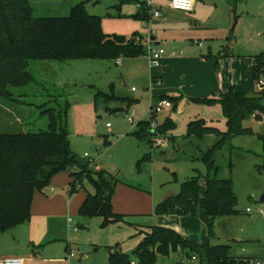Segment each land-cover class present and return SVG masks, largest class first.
<instances>
[{"label": "rangeland", "instance_id": "1", "mask_svg": "<svg viewBox=\"0 0 264 264\" xmlns=\"http://www.w3.org/2000/svg\"><path fill=\"white\" fill-rule=\"evenodd\" d=\"M82 1L30 0V4L34 18H65ZM203 1V9L189 17L196 18L198 22L208 20L213 27L204 30V26H200L202 30L197 31L202 33L201 36L186 40L185 45L192 44L195 47L192 53L196 55L200 49L196 43L199 42L205 45L202 49L204 54L211 50L221 57H205L208 61L214 60L215 67L218 66L216 69L213 67L216 94L241 93L245 88L249 92L246 95L253 96L261 89L259 83L254 84V65L250 79L239 68L233 69L232 73L230 71L228 76L226 72L221 73V79L217 73L222 69L220 62L226 54L222 47L230 44L232 28L233 45L230 50L237 54L238 59L254 61L255 57L264 54V0H246V4L239 3L233 11L229 9L227 0ZM85 8L91 16L101 18L106 34L122 35L128 39L136 34L142 36L147 54L137 58L120 57L122 65H117V60L32 62L30 72L36 81L23 88H11L13 100L0 96V134L48 131L49 113L46 111L54 110L58 122L61 120L60 111H63L62 120L69 132L71 150L82 164L88 162L93 172L104 170L119 181L112 200L117 220L108 221L101 216L81 218L79 210L88 195L95 193L94 185L85 179L76 182L75 174L82 173L78 167L61 172L53 177L47 189L34 194L33 204H41L51 201L55 196L50 197L51 193H61L57 185L68 190L57 200H52L55 213L49 216L32 213V225L28 226L33 228L32 237L38 238L40 228L48 225L55 239H52L53 243L30 249L32 259L27 264H34L35 259L42 260L44 264H108L113 250L127 254L132 264H142L134 253L152 237L154 228L174 231L183 240L201 246L209 234L200 218L169 219L157 215L156 207L177 196L182 184L198 173L207 175L203 155L221 138L217 134L200 138L189 136L188 126L200 119L208 127L227 132L222 107L220 104L204 105L197 102V98L183 96L180 87L184 86L185 91L192 88L189 87L190 79H180L179 88H176L179 91L161 96L154 93V96H159L158 100L163 97L177 99L176 107L155 115L157 128L152 130L154 134L148 137L137 134L140 122L151 121L150 108L155 102L152 99V78L158 83L161 79L149 77V65L154 67L155 73L160 68L152 64L148 51L159 47L154 42L148 44L149 30L145 29L142 19L136 18L139 11L137 0L88 1ZM168 20L172 28L188 29L191 26L186 16L167 15L153 21L152 30ZM21 28L19 24H0V29H5L0 37L8 45V32L14 30L16 41H20ZM164 29L161 27V31ZM155 35L159 37L157 33ZM221 49L224 50L222 55ZM223 79L226 90L218 88ZM99 92L111 98H103ZM127 100L137 101L130 105ZM133 112L134 122L131 123L129 117ZM167 122L173 123L175 129L165 133L159 131L158 126L162 127ZM243 127L254 134L235 137L216 155L218 178L232 180L239 210L237 216L217 220L216 234L219 242L232 245L230 254L233 257L247 261L244 264H253V261L264 264V118L253 116L243 123ZM106 138H109L111 146L105 145ZM5 160L9 161V157ZM65 178L70 180L67 186L63 182ZM74 184L76 191L71 193ZM248 208L251 213H247ZM5 235L0 234V238L8 237ZM151 251L156 254L154 264H199L178 245L155 244L151 245ZM250 259L253 260L248 262Z\"/></svg>", "mask_w": 264, "mask_h": 264}, {"label": "trees", "instance_id": "2", "mask_svg": "<svg viewBox=\"0 0 264 264\" xmlns=\"http://www.w3.org/2000/svg\"><path fill=\"white\" fill-rule=\"evenodd\" d=\"M83 0L71 9L65 18H34L30 0H0V24L11 23L22 26L20 41H16V31L10 30L8 45L0 37V96L13 100L11 88H23L36 81L30 72V65L35 61H69V60H118L120 57L137 58L147 54L143 37L136 34L128 39L122 35H109L102 29L101 18L91 16ZM130 2L131 0H122ZM245 0H231L236 8ZM139 8L136 18L151 22L153 8L146 1L137 0ZM27 28V29H26ZM5 29H0V33ZM234 30V28H233ZM232 30V32H233ZM140 38V39H139ZM232 39V36H231ZM264 54L254 58V84L261 89L253 96L233 91L224 92L216 99H202L197 102L212 106L220 104L227 121L228 131L206 126L204 120L189 124L188 135L202 137L209 134L220 136V142L203 155L207 175L197 176L184 182L180 193L168 198L156 207L159 216L198 217L208 229L209 238L201 246L182 239L171 230L154 228L152 237L147 239L134 253L142 264H154L155 252L151 245H178L187 256L195 257L199 264H244V259L230 254L231 245L217 241L216 221L219 218L239 215L238 200L235 196L231 179H219V167L216 155L235 137L251 136L254 133L243 127V123L255 116L264 118ZM99 96L110 99L105 93ZM116 99V97H113ZM160 100H168L163 97ZM130 104L134 100H127ZM172 104L177 99H170ZM176 101V102H175ZM174 107V105H173ZM49 113L48 131L38 133L0 134V233L8 232L30 221L34 194L43 192L51 184L53 177L61 172L78 167L82 173L75 174L76 182L89 180L93 183L95 193L89 194L82 204L79 215L90 219L105 217L108 221L117 220L113 213L112 200L118 179L104 170L93 172L90 164H82L79 157L71 150L67 126L62 120ZM67 115V112H66ZM151 121H142L137 134L151 136ZM175 129L173 123L158 126L163 133ZM152 143V141H151ZM105 145L111 146L109 138ZM9 157V161L5 160ZM22 157V160H19ZM140 166V163H139ZM138 166V167H139ZM84 174V177L82 175ZM83 180V181H81ZM76 191L75 184L71 193ZM252 260H248L251 262ZM108 264H132L127 254L113 250L109 254ZM253 264L255 262L253 261Z\"/></svg>", "mask_w": 264, "mask_h": 264}, {"label": "crops", "instance_id": "3", "mask_svg": "<svg viewBox=\"0 0 264 264\" xmlns=\"http://www.w3.org/2000/svg\"><path fill=\"white\" fill-rule=\"evenodd\" d=\"M203 2H204L203 0H202V3L201 1L196 0L194 11L191 13H185V12L176 11V10L171 9L169 5L170 0H151V6L153 10L161 11V17L158 19H161L163 16H167V15L171 17L172 16L174 17L186 16L191 22V26L188 29L178 28V27L172 28L171 27L172 23L169 20L165 22L162 26L157 24L155 26L156 30L153 29L154 45L161 47L165 50V54L160 59L159 65L156 66L160 68V71L158 70L155 73V69L152 65H149V67L147 68L148 69L147 71H149V77L152 75L153 77H157L158 79L159 78L161 79L158 83L157 81H154L156 79L152 78L153 79L152 99L155 102L158 101L157 97L159 96H154V93H156V95L161 96L165 94L170 95L172 92L179 91L176 88H179L178 84H179L180 79H183V80L190 79L189 87L192 89L185 91L186 88L184 86L180 87L182 88L181 90L182 95L187 98H197V100L216 99L222 94L221 92L219 94L215 93V83H214L215 75H214L213 67L214 69H216L218 66L215 67L214 60L208 61V58L207 59L205 58V57H209V59L212 57L215 58L216 54H213L211 50L209 51L208 54H204L202 49L204 48L205 45L197 42L196 45H198V48L200 49L195 55L194 53H192L193 50H195V47L190 43L185 45V43H187L186 40H189V39L193 40V37L198 38L201 36L202 33H200V31H197V30H202V28L204 30H209L213 27L211 22H208V20L198 22L196 18L189 17V15H197L203 9V5H204ZM246 2L247 1L245 0L244 2H241V3L246 4ZM227 3L229 6V9H231L232 11L236 10L237 7L234 8V6L231 4V0H227ZM137 8H138V5H137ZM158 19H155L153 21H156ZM200 26H204V27L201 28ZM161 27H164L165 29L161 31ZM231 32H230V37L232 36ZM155 33H157L159 37H157ZM230 37L229 39H231ZM232 41L233 40L231 39L229 45L222 47L226 51V54L224 55L225 59L224 60L222 59L223 61L221 60L222 63L220 62L222 69L220 72L217 73L218 79L222 78L221 73L226 72V75L228 76L229 72L231 71L232 73L233 69L235 68H239L240 71H242L246 75V77L250 79L251 69L254 65V61L252 59H238L237 58L238 56H236L237 54H233V52L230 50V47H232L233 45L231 43ZM224 50L221 49L220 50L221 53L220 52L219 53L222 55ZM216 57L221 58L218 55ZM218 64L219 62L217 61V65ZM146 74H148V72ZM222 81H223L222 85H219L218 88H221L222 90L224 89L226 90L224 79ZM228 81L229 80H227L226 83ZM236 85L238 89L239 81ZM242 89L243 90H241V93H244V94L249 93L247 89L245 88H242ZM136 101L137 100H135V102ZM173 105L176 107V103ZM69 181H70L69 179L65 178L63 182L67 186L69 184ZM54 186H56L55 183H54ZM57 186H58V189H61V193L58 192L57 195H56V192L51 193L52 195L49 194L50 197L54 195L55 196L50 199L51 201H47L46 203H41V204L32 203L31 213H33L34 215L38 213H42L44 214V216H49L51 215V213H55V211H53L54 207H53L52 202L57 200L59 197H61V194L68 192L66 188H63L60 185H57ZM163 217L169 218V219L175 218V217L182 218V220L185 219V217H179V216H163ZM31 225L32 223L31 221H29L8 232L0 233L2 235L6 234L5 236H8V237L0 238V260L6 259V258H12V257H19V258L25 259L26 264H27V262H29L30 259H32L29 256L31 253L30 249H34L40 245L43 246L44 244H47V243L49 244L53 243L52 241L54 240L52 239H55V234H53L51 230L49 229V227H47L48 225L45 226L44 228H40L39 230L40 236L38 238L32 237L31 230H33V228L28 227ZM216 242L221 243V244L231 245L229 242L227 243L219 242L218 239ZM27 256L29 257L26 258ZM257 262H260V261H257ZM34 264H44V262L42 260L35 259Z\"/></svg>", "mask_w": 264, "mask_h": 264}, {"label": "built area", "instance_id": "4", "mask_svg": "<svg viewBox=\"0 0 264 264\" xmlns=\"http://www.w3.org/2000/svg\"><path fill=\"white\" fill-rule=\"evenodd\" d=\"M147 4L149 6H151V0H147ZM195 4H196V0H170V8L176 11H181V12H185V13H191L194 11L195 8ZM161 17V11L160 10H156L153 11V15H152V20L151 22H145V29L149 30V34L150 36L148 37L149 43L148 44H152L153 43V30L151 27V23L153 20L158 19ZM140 39V38H139ZM165 54V50L161 47H159L158 49H149L148 51V56L152 62L153 65L158 66L159 65V61L162 58V56ZM121 60L118 59L117 60V65H121ZM264 83V81H262ZM133 91H135V89L133 88ZM173 108V104L170 100H158L156 102H154L150 108V113L151 115H157L162 113L164 110L166 109H172ZM134 115L135 113L133 112L131 114V116L129 117V121L131 123L134 122ZM151 128L154 131L157 128V122L154 119L151 123ZM161 144V142H159ZM87 157V155H86ZM53 191V190H52ZM247 212H251L250 209H247ZM70 222H72V220H70ZM193 260H197L195 257L193 258ZM0 264H26L25 259L19 258V257H12V258H6L3 260H0ZM256 264H261V262H257Z\"/></svg>", "mask_w": 264, "mask_h": 264}, {"label": "water", "instance_id": "5", "mask_svg": "<svg viewBox=\"0 0 264 264\" xmlns=\"http://www.w3.org/2000/svg\"><path fill=\"white\" fill-rule=\"evenodd\" d=\"M262 75H263V81H264V70L262 72ZM262 201H264V197L262 198Z\"/></svg>", "mask_w": 264, "mask_h": 264}]
</instances>
